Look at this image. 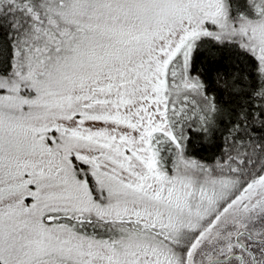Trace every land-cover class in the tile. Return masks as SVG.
Listing matches in <instances>:
<instances>
[{"label": "snow or ice", "instance_id": "snow-or-ice-1", "mask_svg": "<svg viewBox=\"0 0 264 264\" xmlns=\"http://www.w3.org/2000/svg\"><path fill=\"white\" fill-rule=\"evenodd\" d=\"M0 264H264V0H0Z\"/></svg>", "mask_w": 264, "mask_h": 264}, {"label": "trees", "instance_id": "trees-1", "mask_svg": "<svg viewBox=\"0 0 264 264\" xmlns=\"http://www.w3.org/2000/svg\"><path fill=\"white\" fill-rule=\"evenodd\" d=\"M215 151H216V149L210 148V149H207L205 151H202L200 154L202 156H205V157H211Z\"/></svg>", "mask_w": 264, "mask_h": 264}]
</instances>
